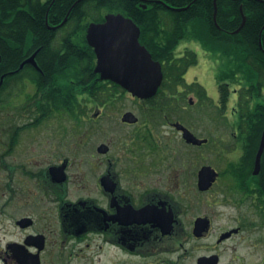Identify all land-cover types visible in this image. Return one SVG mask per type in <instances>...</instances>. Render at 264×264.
Segmentation results:
<instances>
[{"label": "flooded vegetation", "instance_id": "af4514ba", "mask_svg": "<svg viewBox=\"0 0 264 264\" xmlns=\"http://www.w3.org/2000/svg\"><path fill=\"white\" fill-rule=\"evenodd\" d=\"M73 4L61 22L45 20L56 40L35 57L36 66L19 70L29 56L11 57L12 45L21 55L23 48L7 36L2 41L0 264H220L221 245L264 227V160L253 175L257 150L251 160L240 95L232 91L224 109L218 88L208 99L195 81H185L186 72L183 83L164 78L153 97H133L94 73L86 40L93 66L75 82L62 31ZM109 13L116 12L101 11L103 19ZM103 21H89L84 38L89 24ZM183 43L175 58L187 47L219 75L218 59L196 42ZM247 100L251 107L264 103V88L260 96L245 95L244 108ZM203 110L213 125L209 138L196 131ZM127 113L136 121L124 122ZM221 120L229 137L218 135ZM72 123L81 131L75 134ZM183 129L207 143H187ZM203 167L217 174L205 191L198 185ZM217 188V204L231 203L238 216L236 227L213 237ZM189 241L206 243L186 249Z\"/></svg>", "mask_w": 264, "mask_h": 264}, {"label": "trees", "instance_id": "16d2710c", "mask_svg": "<svg viewBox=\"0 0 264 264\" xmlns=\"http://www.w3.org/2000/svg\"><path fill=\"white\" fill-rule=\"evenodd\" d=\"M76 1L56 0L49 6L51 0L48 3L41 0H0V56L4 53L3 38L7 36L23 48L21 55L12 45L9 51L11 57H28L39 47L42 50L36 57H42V51L50 47L48 43L56 40V33L47 30L45 20L50 25L53 22L57 24ZM142 5L146 8L143 9ZM187 6L186 10H178ZM216 8L217 28L213 22V0L79 2L70 12L62 30L63 40L69 41V65L74 81L79 74H89V67L93 66L94 55L86 46L84 33L89 21H102L101 11L118 12L132 19L140 29V43L162 65L165 80L176 84L183 83L184 74L197 64V56L191 51L185 50L183 57L175 58L176 48L182 42H196L202 50L219 60L218 89L223 108L229 98L225 81L242 86L239 115L241 123H246L248 127L245 150L252 160L264 130V103L257 102L251 107L248 106L250 100H247V107L242 105L245 95L249 98L260 96L264 88V0H216ZM243 17V27L234 33ZM16 67L17 64H10V68ZM202 95L206 96L204 91Z\"/></svg>", "mask_w": 264, "mask_h": 264}, {"label": "water", "instance_id": "95a60500", "mask_svg": "<svg viewBox=\"0 0 264 264\" xmlns=\"http://www.w3.org/2000/svg\"><path fill=\"white\" fill-rule=\"evenodd\" d=\"M213 22L216 27V0H213ZM188 8V7H186ZM178 9V10H185ZM145 9V6H143ZM245 18L238 31L243 27ZM140 30L129 18L121 14H108L103 23H91L86 29V42L94 50L96 66L94 73L103 81H111L128 91L133 97L148 99L153 97L163 80L161 65L154 61L147 49L139 43ZM39 50L24 61L19 70L25 64L35 65V57ZM124 122H134L132 115L127 113L123 117ZM184 138L187 143L201 145L206 140L196 139L188 130ZM264 152V131L261 135L259 147L255 156L253 175H257L260 169V161ZM216 174L209 167H203L199 172L198 185L201 190H207L214 182ZM236 230L222 236L229 237Z\"/></svg>", "mask_w": 264, "mask_h": 264}, {"label": "rangeland", "instance_id": "374dc122", "mask_svg": "<svg viewBox=\"0 0 264 264\" xmlns=\"http://www.w3.org/2000/svg\"><path fill=\"white\" fill-rule=\"evenodd\" d=\"M183 47L180 46L178 50ZM193 48V47H191ZM193 51V50H192ZM207 55V54H206ZM197 64L191 68L188 69L187 73L185 74L184 78L185 81L190 83V79L192 81H195L198 86L202 87V90L205 92L207 97L209 99H216L217 97V81L216 77L218 75V70L216 65L209 61V59L204 61L201 60L200 55L198 54L197 58ZM212 59V58H211ZM213 60V59H212ZM191 77V78H190ZM236 87V86H233ZM237 88V87H236ZM231 98H229V102ZM132 103V102H131ZM128 101H124L122 104L125 106L132 105ZM208 116L202 111L201 115V128H196V131H201V138H209L210 136V129L213 127L211 125L210 121L208 120ZM74 121V120H73ZM223 121H219L218 125V135L219 136H225L229 137L228 133L230 132V126H224L222 123ZM74 133L76 134L77 131H81V127L79 128L78 124L74 125ZM223 124V125H222ZM78 126V127H77ZM97 124H93V127H96ZM208 130V132H206ZM227 132V134H225ZM96 135V134H95ZM98 136V135H96ZM237 169V166L235 167ZM217 196L216 200H214L213 204H217V200L221 199L222 194L219 193V188L216 189ZM251 211V209H245L242 207V212L244 211ZM204 211V210H202ZM215 217L213 218V237L216 235V233L221 232L223 230L230 229L232 227H236V217L237 210H235V207L231 203H221L217 204V206L213 209ZM192 219V216L190 217ZM247 220H250L249 223H254L257 226V220L256 218L250 217L247 218ZM252 234L242 233L240 236L232 239L231 241H228L227 243L221 245L218 249L221 251V263L220 264H264V227L261 228H255L253 231H251ZM210 238L209 242L213 243L214 239ZM244 238V240H242ZM246 238V239H245ZM206 242H187L185 248L190 249L192 245H204Z\"/></svg>", "mask_w": 264, "mask_h": 264}]
</instances>
